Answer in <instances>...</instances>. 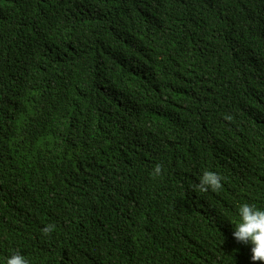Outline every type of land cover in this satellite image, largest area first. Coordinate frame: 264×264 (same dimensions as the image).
Segmentation results:
<instances>
[{
	"label": "trees",
	"instance_id": "obj_1",
	"mask_svg": "<svg viewBox=\"0 0 264 264\" xmlns=\"http://www.w3.org/2000/svg\"><path fill=\"white\" fill-rule=\"evenodd\" d=\"M241 202L264 207V0H0V257L261 264Z\"/></svg>",
	"mask_w": 264,
	"mask_h": 264
},
{
	"label": "clouds",
	"instance_id": "obj_2",
	"mask_svg": "<svg viewBox=\"0 0 264 264\" xmlns=\"http://www.w3.org/2000/svg\"><path fill=\"white\" fill-rule=\"evenodd\" d=\"M162 174L161 164H156L150 173L153 179L161 177ZM222 181L223 177L219 173L204 171L193 190L201 193L216 192L221 190ZM228 219L234 226L232 233L234 239L250 245V260L264 264V207L241 202L237 207L236 215ZM53 230L54 225L47 224L41 231L44 236H48ZM0 264H30V261L19 251H12L7 256L0 257Z\"/></svg>",
	"mask_w": 264,
	"mask_h": 264
}]
</instances>
